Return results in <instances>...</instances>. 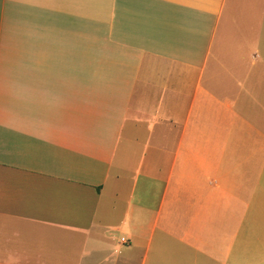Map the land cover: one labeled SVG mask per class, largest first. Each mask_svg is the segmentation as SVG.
<instances>
[{"label": "crops", "instance_id": "obj_1", "mask_svg": "<svg viewBox=\"0 0 264 264\" xmlns=\"http://www.w3.org/2000/svg\"><path fill=\"white\" fill-rule=\"evenodd\" d=\"M0 264H264V0H0Z\"/></svg>", "mask_w": 264, "mask_h": 264}, {"label": "built area", "instance_id": "obj_2", "mask_svg": "<svg viewBox=\"0 0 264 264\" xmlns=\"http://www.w3.org/2000/svg\"><path fill=\"white\" fill-rule=\"evenodd\" d=\"M121 242H123V243H124V242H125V241H124V239H122V240H121Z\"/></svg>", "mask_w": 264, "mask_h": 264}]
</instances>
